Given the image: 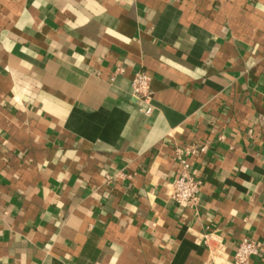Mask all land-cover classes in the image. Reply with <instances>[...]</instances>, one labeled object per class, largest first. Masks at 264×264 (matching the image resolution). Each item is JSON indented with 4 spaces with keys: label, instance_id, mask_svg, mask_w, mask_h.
<instances>
[{
    "label": "crops",
    "instance_id": "obj_1",
    "mask_svg": "<svg viewBox=\"0 0 264 264\" xmlns=\"http://www.w3.org/2000/svg\"><path fill=\"white\" fill-rule=\"evenodd\" d=\"M245 236L264 264V0H0V264H223Z\"/></svg>",
    "mask_w": 264,
    "mask_h": 264
},
{
    "label": "built area",
    "instance_id": "obj_2",
    "mask_svg": "<svg viewBox=\"0 0 264 264\" xmlns=\"http://www.w3.org/2000/svg\"><path fill=\"white\" fill-rule=\"evenodd\" d=\"M150 77L142 69L134 71L131 78V92L144 100L150 99ZM206 149V144L192 142L185 146L176 148V158L180 168L178 175L172 184L171 197L183 206L195 208L199 202V189L201 180L190 172V162L188 154H197ZM260 242L251 237H242L236 244L232 256L223 264H243L250 255L258 252ZM210 252L214 255L219 251V247L208 243Z\"/></svg>",
    "mask_w": 264,
    "mask_h": 264
}]
</instances>
